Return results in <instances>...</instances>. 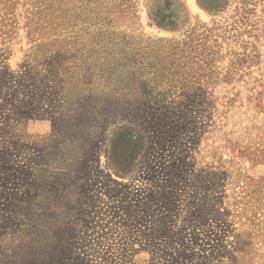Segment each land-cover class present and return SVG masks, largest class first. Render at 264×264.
I'll return each instance as SVG.
<instances>
[{
	"label": "rangeland",
	"instance_id": "obj_1",
	"mask_svg": "<svg viewBox=\"0 0 264 264\" xmlns=\"http://www.w3.org/2000/svg\"><path fill=\"white\" fill-rule=\"evenodd\" d=\"M221 6L0 0V264H264V0Z\"/></svg>",
	"mask_w": 264,
	"mask_h": 264
},
{
	"label": "trees",
	"instance_id": "obj_2",
	"mask_svg": "<svg viewBox=\"0 0 264 264\" xmlns=\"http://www.w3.org/2000/svg\"><path fill=\"white\" fill-rule=\"evenodd\" d=\"M199 3L208 11H216L218 9H220L222 6V0H198ZM66 248H63V254H64V250ZM57 255H59V257L57 258V260L60 258V255H62V252H58Z\"/></svg>",
	"mask_w": 264,
	"mask_h": 264
}]
</instances>
